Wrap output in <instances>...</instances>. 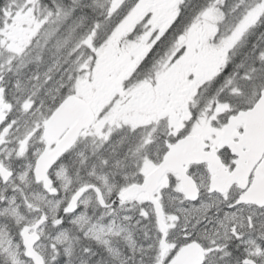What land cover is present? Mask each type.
Instances as JSON below:
<instances>
[{"label": "snow or ice", "instance_id": "1", "mask_svg": "<svg viewBox=\"0 0 264 264\" xmlns=\"http://www.w3.org/2000/svg\"><path fill=\"white\" fill-rule=\"evenodd\" d=\"M0 264H264V0H0Z\"/></svg>", "mask_w": 264, "mask_h": 264}]
</instances>
